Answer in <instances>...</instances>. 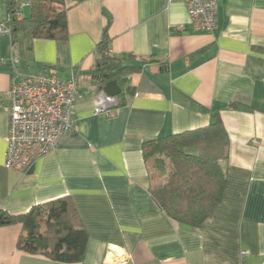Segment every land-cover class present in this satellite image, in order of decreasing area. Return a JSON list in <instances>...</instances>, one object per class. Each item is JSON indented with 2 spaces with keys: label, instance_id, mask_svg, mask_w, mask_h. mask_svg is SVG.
<instances>
[{
  "label": "crops",
  "instance_id": "1",
  "mask_svg": "<svg viewBox=\"0 0 264 264\" xmlns=\"http://www.w3.org/2000/svg\"><path fill=\"white\" fill-rule=\"evenodd\" d=\"M24 15L29 14L30 0ZM0 0V24L9 19ZM217 25L197 29L181 0H68V36L0 34V210L69 195L88 231L84 259L62 262L18 246L22 224L0 223V264H264V0H219ZM116 56L134 55L135 94L95 112L91 73L105 27ZM17 72L78 80L72 126L27 171L4 166L8 90ZM229 134L223 195L197 226L172 220L150 192L146 140L208 125Z\"/></svg>",
  "mask_w": 264,
  "mask_h": 264
},
{
  "label": "trees",
  "instance_id": "2",
  "mask_svg": "<svg viewBox=\"0 0 264 264\" xmlns=\"http://www.w3.org/2000/svg\"><path fill=\"white\" fill-rule=\"evenodd\" d=\"M18 1L9 0L12 37L19 30L36 37L65 39L68 36V0H30L29 14H20ZM106 26L97 45V63L92 70L100 87L116 79L122 87L119 104L135 94L129 76L142 65L129 63L134 55L116 56L110 50ZM229 134L220 113L211 122L193 130L146 140L143 156L150 178V192L156 203L176 222L200 225L220 201L226 185L222 162L228 157ZM154 180H158L153 184ZM2 223L22 224L18 246L29 253L44 254L62 262H80L88 244V231L69 195L10 214L0 210Z\"/></svg>",
  "mask_w": 264,
  "mask_h": 264
},
{
  "label": "built area",
  "instance_id": "3",
  "mask_svg": "<svg viewBox=\"0 0 264 264\" xmlns=\"http://www.w3.org/2000/svg\"><path fill=\"white\" fill-rule=\"evenodd\" d=\"M176 0H168L172 2ZM197 29L213 30L218 21L219 0H181ZM20 2L17 10L23 13ZM7 23L0 24V34L10 33ZM78 94V80L63 79L54 73L36 72L21 74L8 90L6 110L9 116L7 149L4 166L27 171L39 157L54 149L64 133L72 126V107ZM119 104V96H110L103 90L95 97V112L112 115ZM248 249L240 253L239 264H252L246 258Z\"/></svg>",
  "mask_w": 264,
  "mask_h": 264
},
{
  "label": "water",
  "instance_id": "4",
  "mask_svg": "<svg viewBox=\"0 0 264 264\" xmlns=\"http://www.w3.org/2000/svg\"><path fill=\"white\" fill-rule=\"evenodd\" d=\"M101 89L110 96H119L122 92V87L116 79L107 81ZM3 221L0 220V223Z\"/></svg>",
  "mask_w": 264,
  "mask_h": 264
},
{
  "label": "rangeland",
  "instance_id": "5",
  "mask_svg": "<svg viewBox=\"0 0 264 264\" xmlns=\"http://www.w3.org/2000/svg\"><path fill=\"white\" fill-rule=\"evenodd\" d=\"M157 181H158V180H157ZM157 181H156V180H154V181H153V184L157 183Z\"/></svg>",
  "mask_w": 264,
  "mask_h": 264
}]
</instances>
